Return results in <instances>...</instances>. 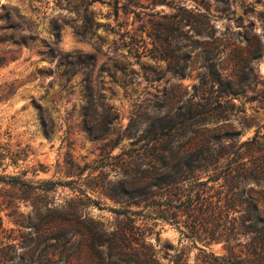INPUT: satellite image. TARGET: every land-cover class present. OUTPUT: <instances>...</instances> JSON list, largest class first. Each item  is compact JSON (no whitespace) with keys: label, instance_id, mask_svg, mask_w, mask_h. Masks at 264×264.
Masks as SVG:
<instances>
[{"label":"rangeland","instance_id":"rangeland-1","mask_svg":"<svg viewBox=\"0 0 264 264\" xmlns=\"http://www.w3.org/2000/svg\"><path fill=\"white\" fill-rule=\"evenodd\" d=\"M112 1L0 0V176L59 182L36 213L0 177L3 227L69 230L54 264H263L264 0Z\"/></svg>","mask_w":264,"mask_h":264},{"label":"trees","instance_id":"trees-1","mask_svg":"<svg viewBox=\"0 0 264 264\" xmlns=\"http://www.w3.org/2000/svg\"><path fill=\"white\" fill-rule=\"evenodd\" d=\"M91 1H96V0H91ZM112 2H113L112 6L115 10V14H118L120 8L123 11H125L127 5L131 4V0H125L124 2L121 3L120 6L118 5L119 0H113ZM108 4L111 5V2H108ZM179 76L183 77L182 74H179ZM257 137H260V135L255 134L252 140L254 139L256 140ZM21 153L24 152L23 149L20 148L16 153L12 154L14 155L12 161H16L17 159L16 157L20 156ZM253 157L254 154H251V159ZM95 167L93 166L91 169L94 170ZM99 167L102 166L100 165ZM0 177L3 180L7 178V183L11 187L25 188L26 190H32V191L34 189L38 190V192L35 191L34 193L39 199L32 205L33 206L32 208L36 213H39L40 210L48 209L47 202L45 201V193L50 189L54 188L57 184H59L58 181L42 180L38 183V185L31 186L29 183L25 182L16 175H8V176H0ZM179 181L180 179L176 180L173 183H177ZM80 192L83 193L82 190H80ZM83 194L85 195V193ZM73 215H74L73 213L69 214V218L72 217ZM46 216H48V214H46ZM66 221H70V219H66ZM40 223H41L40 225L37 223L36 226H32L33 230H31V232L27 234L20 233L16 235L14 234V231L12 229L8 231L3 227L2 218L0 216V264H19V263L54 264L55 262L54 258L56 256L55 248L53 250H50L49 248L50 245L47 244V241L51 239L60 241V239L64 238L65 244L70 245L71 242V236L69 234L70 232L69 230H67L64 234L65 236L60 238L58 235L53 233V230L50 228V226H48L49 222L41 221ZM262 239L264 240V236L262 237ZM18 249L21 250L18 251ZM255 254L258 256L257 251L255 252ZM210 255H212L211 260L213 262L207 261L205 262V264H237L231 257L215 256L212 253H210ZM260 259L264 264V247L261 249ZM63 264H72L70 255L66 256Z\"/></svg>","mask_w":264,"mask_h":264}]
</instances>
